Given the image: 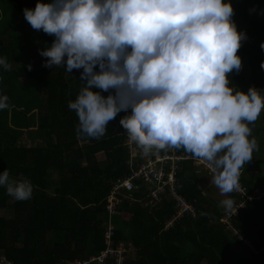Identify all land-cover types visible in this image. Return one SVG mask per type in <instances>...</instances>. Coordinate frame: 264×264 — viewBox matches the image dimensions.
<instances>
[{"label": "trees", "instance_id": "trees-1", "mask_svg": "<svg viewBox=\"0 0 264 264\" xmlns=\"http://www.w3.org/2000/svg\"><path fill=\"white\" fill-rule=\"evenodd\" d=\"M37 2L0 0V57L11 65L8 71L0 66V97L7 96L9 105L0 110V173L7 169L13 179L26 178L33 185L32 197L24 201L7 195L0 186V210L10 212L0 214V256L13 264H55L97 254L104 247V223L109 219L113 243L128 242L133 249L125 264H264V192L245 201L240 213L225 223L221 221L225 208L216 207L212 198L201 193L190 161L181 163L175 191L193 205L192 213H183L165 226L175 199L163 195L148 203L141 188L133 193L120 189L116 211L108 216L111 183L128 172L127 151L119 134L124 114L121 111L109 121L99 139L77 134L78 116L68 104L86 83L81 80L83 69L67 73L66 63L44 67L48 58L40 51L50 47L55 37L34 30L24 18V9H34ZM228 2L237 31L246 34L237 52L242 72L229 74V86L245 93L250 87H261L257 90L264 95V0ZM95 71H100L98 65ZM245 77L252 85L245 84ZM94 91L105 97L115 94L114 90ZM258 119L249 125L250 139L259 141L255 162L264 165ZM22 138L31 144H24ZM244 170L239 181L251 190ZM229 196L237 199L233 192ZM233 245L240 250L232 249Z\"/></svg>", "mask_w": 264, "mask_h": 264}, {"label": "clouds", "instance_id": "clouds-1", "mask_svg": "<svg viewBox=\"0 0 264 264\" xmlns=\"http://www.w3.org/2000/svg\"><path fill=\"white\" fill-rule=\"evenodd\" d=\"M233 14L228 0H38L34 9H24L34 30L55 37L40 51L48 58L44 67L66 63L67 73L83 69L86 83L68 104L78 116V135L99 139L109 121L131 109L120 120L119 131L127 165L124 129L134 142V158L183 148L214 166L212 182L225 195L240 188L242 167L258 150L249 125L264 110L261 91L250 87L245 93L229 86V74L242 67L237 52L246 39ZM0 66L11 68L5 57ZM94 89L115 94L105 97ZM7 101L0 97V110L9 107ZM193 166L196 172L201 165ZM0 186L18 201L33 194L28 179H13L7 169L0 173ZM234 200L224 199L221 205L232 210Z\"/></svg>", "mask_w": 264, "mask_h": 264}, {"label": "built area", "instance_id": "built-area-1", "mask_svg": "<svg viewBox=\"0 0 264 264\" xmlns=\"http://www.w3.org/2000/svg\"><path fill=\"white\" fill-rule=\"evenodd\" d=\"M125 116L131 114V109L124 111ZM125 134L124 144L128 146L129 160H128V173L120 178L116 179L107 197L106 209L108 216L115 213L116 194L121 189L132 190L133 192H140L143 188L147 202L151 203L158 200L163 195H169L175 199L174 206L176 207L174 214L167 221L166 226L179 218L183 213H192L193 205L184 201V199L178 195L175 191L176 173L181 168L183 161H190L193 165L203 166L209 173L215 175V169L213 165H210L206 161L195 158L191 153L186 152L183 149H167L160 153H155L152 156H147L142 160H138L134 156L136 155L134 142H131L127 136L126 130H123ZM196 172H198L196 170ZM240 188L233 193L237 195L235 205L232 210H224L222 215V221L227 223L230 217L240 213L244 207L245 201L252 199H258L263 190L253 188L249 190L240 181ZM131 194V193H130ZM129 194V196H131ZM132 197V196H131ZM237 209V211H236ZM113 225L109 219L104 223V247L97 254H89L83 257H74L71 259H60L55 264H125L126 247L123 242H120L116 246L113 245ZM233 233L241 238L239 231L233 230ZM245 240H243L244 242ZM247 243V242H246ZM0 264H13L11 261L0 256Z\"/></svg>", "mask_w": 264, "mask_h": 264}, {"label": "crops", "instance_id": "crops-1", "mask_svg": "<svg viewBox=\"0 0 264 264\" xmlns=\"http://www.w3.org/2000/svg\"><path fill=\"white\" fill-rule=\"evenodd\" d=\"M246 83L247 82L245 80V84ZM258 142L259 141H257V144ZM256 153H258V150L253 151L252 160L246 163L242 167L243 169L245 168L243 177L247 178L245 180L253 188L258 187V188L263 189L264 188V165H259L255 162L257 158ZM198 170H199L198 172H195V176H196L195 178L197 180L198 188L200 189L202 194L206 195L208 198L209 197L212 198L217 204L216 207L219 208L220 206H222L221 201H223L224 199L230 198L229 194L225 195L220 192L219 188H217L215 184L209 180L210 175L207 173V171L202 166H198ZM131 251L133 252V249ZM128 256L133 257V255H131L130 252H128Z\"/></svg>", "mask_w": 264, "mask_h": 264}, {"label": "rangeland", "instance_id": "rangeland-1", "mask_svg": "<svg viewBox=\"0 0 264 264\" xmlns=\"http://www.w3.org/2000/svg\"><path fill=\"white\" fill-rule=\"evenodd\" d=\"M243 65V64H242ZM239 72H242V69H240L239 70ZM245 80H246V82L248 83V84H251V82H250V80L248 79V77H245ZM257 89H261V87H257ZM264 110H262V112H261V114H260V116H259V119H258V128L260 129L259 130V135H260V137H262L263 139H264ZM24 137H25V134H24ZM22 142L24 143V144H26V145H30L31 144V142L28 140V139H26V138H22ZM257 157H258V155H257ZM97 158L99 159V160H101V159H103V156L101 155V154H98L97 155ZM262 159H264V153H263V155H262ZM198 167V166H197ZM210 181L212 182V180H213V177H214V175L213 174H211L210 173ZM0 214H5L6 216H9L10 215V212H5L4 210H0ZM245 243L247 242L246 240L244 241ZM124 243V246L126 247V250L128 251V252H130L131 253V255H133V252L131 251L132 250V248H131V246L129 245V243H127V242H123ZM232 248H234V250L235 251H239L240 250V246H238V245H234V246H232ZM252 248V247H251Z\"/></svg>", "mask_w": 264, "mask_h": 264}, {"label": "bare ground", "instance_id": "bare-ground-1", "mask_svg": "<svg viewBox=\"0 0 264 264\" xmlns=\"http://www.w3.org/2000/svg\"><path fill=\"white\" fill-rule=\"evenodd\" d=\"M148 204V203H147Z\"/></svg>", "mask_w": 264, "mask_h": 264}]
</instances>
